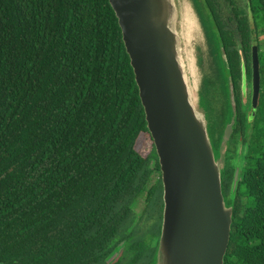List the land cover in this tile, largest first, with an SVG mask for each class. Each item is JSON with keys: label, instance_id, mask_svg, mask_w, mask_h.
<instances>
[{"label": "trees", "instance_id": "1", "mask_svg": "<svg viewBox=\"0 0 264 264\" xmlns=\"http://www.w3.org/2000/svg\"><path fill=\"white\" fill-rule=\"evenodd\" d=\"M195 1L212 43L200 49L199 98L217 154L233 116L230 80L237 104L222 171L233 208L224 264H264V0ZM254 45L253 115L243 91ZM163 211L159 159L109 0H0V264H155Z\"/></svg>", "mask_w": 264, "mask_h": 264}, {"label": "water", "instance_id": "2", "mask_svg": "<svg viewBox=\"0 0 264 264\" xmlns=\"http://www.w3.org/2000/svg\"><path fill=\"white\" fill-rule=\"evenodd\" d=\"M109 2L122 30L162 175L164 211L155 264H224L233 208L223 194L222 171L236 123L234 84L230 80L233 116L217 154L207 113L200 98L197 106L190 88L177 0ZM260 92L259 51L254 45V109ZM239 176L238 169L235 186Z\"/></svg>", "mask_w": 264, "mask_h": 264}, {"label": "rangeland", "instance_id": "3", "mask_svg": "<svg viewBox=\"0 0 264 264\" xmlns=\"http://www.w3.org/2000/svg\"><path fill=\"white\" fill-rule=\"evenodd\" d=\"M241 7H247V0H238ZM177 7L179 8L180 19H179V30L182 36V43L184 49V58L187 73L189 75V83L192 91V95L195 103L199 106V86L202 79V72L199 68V54L200 49L203 47L204 51H209L210 44H212L209 37V31L205 22L203 21V14L201 12V7L195 0H177ZM260 47L264 50V37L260 36ZM249 86H246L243 91V103L248 104L250 95L252 92V82ZM251 100V99H250ZM205 109V106H204ZM252 116V114H251ZM210 134L215 144L213 131ZM148 149L151 148V143L149 139L145 140ZM215 148H217L215 146ZM238 156L243 157L244 148L242 145L238 147ZM243 162V161H242ZM158 177V174L155 175ZM154 177V180H155ZM143 205L137 208V212H142Z\"/></svg>", "mask_w": 264, "mask_h": 264}, {"label": "flooded vegetation", "instance_id": "4", "mask_svg": "<svg viewBox=\"0 0 264 264\" xmlns=\"http://www.w3.org/2000/svg\"><path fill=\"white\" fill-rule=\"evenodd\" d=\"M252 50H253V49H252ZM251 82H252V80H251ZM247 86H248V85H247ZM250 89H251V87H250ZM250 96H251V104H252V92H251V95H250ZM251 107H252V109H253V111H254V112H253V115H254V113H255V111L257 110V108L254 109L253 106H251ZM257 107H258V106H257Z\"/></svg>", "mask_w": 264, "mask_h": 264}]
</instances>
